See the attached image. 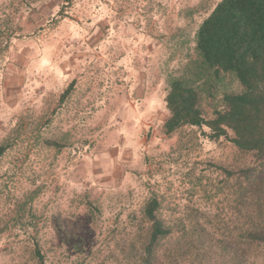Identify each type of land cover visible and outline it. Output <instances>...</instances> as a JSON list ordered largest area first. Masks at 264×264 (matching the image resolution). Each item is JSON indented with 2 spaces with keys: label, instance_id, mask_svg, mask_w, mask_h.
I'll return each instance as SVG.
<instances>
[{
  "label": "rangeland",
  "instance_id": "rangeland-1",
  "mask_svg": "<svg viewBox=\"0 0 264 264\" xmlns=\"http://www.w3.org/2000/svg\"><path fill=\"white\" fill-rule=\"evenodd\" d=\"M220 1L0 0V264H40L36 250L45 264H143L154 197L171 229L156 264H264V247L239 242L246 172L264 179V161L207 128L164 129L167 78L197 59ZM219 89L202 94L207 119L242 88L226 75Z\"/></svg>",
  "mask_w": 264,
  "mask_h": 264
},
{
  "label": "trees",
  "instance_id": "trees-1",
  "mask_svg": "<svg viewBox=\"0 0 264 264\" xmlns=\"http://www.w3.org/2000/svg\"><path fill=\"white\" fill-rule=\"evenodd\" d=\"M195 49L198 57L190 67L187 65V73L167 78L165 102L170 117L164 124L165 134L170 136L185 126L207 128L210 139H228L242 153L264 161V0L220 1L200 25ZM226 75L238 81L242 89L224 92L214 105L213 118L207 119L201 108L202 94L207 92L216 100ZM73 88L74 82L61 96L62 103ZM51 144L61 147L56 142ZM8 148L0 146V161ZM246 175L247 185L240 196H250L252 212L239 242L264 247V179L255 175L254 169ZM160 207L154 197L143 211L150 223L143 264H156L159 244L171 234L159 217ZM35 255L45 264L40 250Z\"/></svg>",
  "mask_w": 264,
  "mask_h": 264
},
{
  "label": "clouds",
  "instance_id": "clouds-1",
  "mask_svg": "<svg viewBox=\"0 0 264 264\" xmlns=\"http://www.w3.org/2000/svg\"><path fill=\"white\" fill-rule=\"evenodd\" d=\"M222 1V0H221Z\"/></svg>",
  "mask_w": 264,
  "mask_h": 264
}]
</instances>
